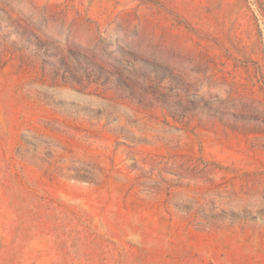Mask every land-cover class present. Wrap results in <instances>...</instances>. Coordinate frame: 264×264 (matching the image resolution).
I'll list each match as a JSON object with an SVG mask.
<instances>
[{
  "label": "rangeland",
  "instance_id": "obj_1",
  "mask_svg": "<svg viewBox=\"0 0 264 264\" xmlns=\"http://www.w3.org/2000/svg\"><path fill=\"white\" fill-rule=\"evenodd\" d=\"M0 264H264V0H0Z\"/></svg>",
  "mask_w": 264,
  "mask_h": 264
}]
</instances>
